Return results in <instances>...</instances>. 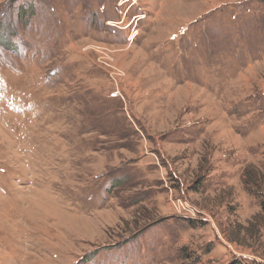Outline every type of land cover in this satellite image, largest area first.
Wrapping results in <instances>:
<instances>
[{
    "label": "rangeland",
    "instance_id": "374dc122",
    "mask_svg": "<svg viewBox=\"0 0 264 264\" xmlns=\"http://www.w3.org/2000/svg\"><path fill=\"white\" fill-rule=\"evenodd\" d=\"M247 169L264 0H0V264H264Z\"/></svg>",
    "mask_w": 264,
    "mask_h": 264
},
{
    "label": "built area",
    "instance_id": "2783aa9c",
    "mask_svg": "<svg viewBox=\"0 0 264 264\" xmlns=\"http://www.w3.org/2000/svg\"><path fill=\"white\" fill-rule=\"evenodd\" d=\"M117 70L120 72L119 69ZM172 202L179 212L189 214L192 218L201 217L204 215V217L201 218H205L207 220L206 213L200 210L196 205L190 203L188 200H182L181 198H178L177 200L173 199Z\"/></svg>",
    "mask_w": 264,
    "mask_h": 264
},
{
    "label": "trees",
    "instance_id": "16d2710c",
    "mask_svg": "<svg viewBox=\"0 0 264 264\" xmlns=\"http://www.w3.org/2000/svg\"><path fill=\"white\" fill-rule=\"evenodd\" d=\"M262 173V172H260ZM259 173L258 171V174H257V178L258 180H252V179H249L247 180L246 179V175L251 177L250 174L248 175V169L245 170V180H244V183H245V186L249 189L250 192H252L251 188H249L252 183H255L256 186L258 187H262L264 188V178L261 176V174ZM263 174V173H262ZM260 197H261V216L264 218V189H262L261 191H259V194H258ZM230 264H244L241 260H234L232 261Z\"/></svg>",
    "mask_w": 264,
    "mask_h": 264
}]
</instances>
